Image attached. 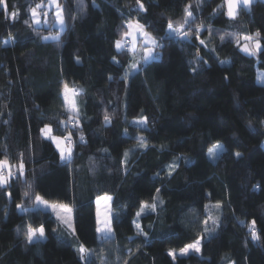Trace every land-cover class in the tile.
Returning a JSON list of instances; mask_svg holds the SVG:
<instances>
[{"label":"trees","instance_id":"16d2710c","mask_svg":"<svg viewBox=\"0 0 264 264\" xmlns=\"http://www.w3.org/2000/svg\"><path fill=\"white\" fill-rule=\"evenodd\" d=\"M46 1L7 0L16 19L0 5V160L15 173L0 186V264H264V85L256 82L264 52L220 40L259 31L264 46V2L230 19L223 0H140L143 9L137 0H59L64 28L59 39H43L57 33L53 14L36 24L29 9ZM187 5L188 38L169 36V21L184 24ZM126 21L159 40L154 59L115 47ZM65 83L80 90L79 128L69 131L85 137L69 160L41 132L50 125L64 134ZM143 118L146 125L135 123ZM216 142L223 148L212 161L207 149ZM37 195L69 205L72 228L34 208ZM103 195L112 197L109 238L97 231ZM143 202L156 211L137 218ZM209 214L217 224L208 220L205 232ZM253 219L259 241L251 239ZM29 224L43 225L44 238L29 243ZM200 236L199 253L168 255ZM81 245L90 250L84 260Z\"/></svg>","mask_w":264,"mask_h":264},{"label":"snow or ice","instance_id":"6c2138e0","mask_svg":"<svg viewBox=\"0 0 264 264\" xmlns=\"http://www.w3.org/2000/svg\"><path fill=\"white\" fill-rule=\"evenodd\" d=\"M224 5L227 6V12L226 15L230 18V19H235L236 16L238 15V9L240 7L241 4L244 5L245 8L249 7L252 3L253 0H223ZM137 4L139 5L140 9L144 8V5L140 2V0H137ZM0 5H2L5 9V13L6 18H8V16L10 15L12 19H16L19 16V11H11L8 12V6H7V0H0ZM55 6L56 9V14H55V18L56 21L58 22V24L61 27V30L64 27L65 24V20H64V16H63V8L62 6L58 3V0H49V6ZM44 9V5L43 3H37L35 5V7H32L29 9V11L31 12V16L32 19L34 21V23L39 24L41 22L40 20V15L41 12L43 14V16L45 18H47L48 16V12L47 11H43ZM41 10V11H38ZM185 20H184V24H181L179 27H173L171 21H169L168 23V35L169 36H177V37H181L183 39H187L188 38V33L184 32L183 29L185 27L186 24H189L192 17H193V13L191 11V5H187L185 7ZM47 22V19H45V23ZM25 23L27 24L28 21L26 20ZM126 26H127V31H124L122 33L121 39L117 40L115 42V47L118 50H122L124 48H128L131 47L132 49H135L136 47V40H137V36H139L140 38H142V44L141 47L143 49V56L141 57V59H143L145 62H147L149 59H154V53H155V49L157 47H160V42L159 40L153 36L151 33L147 32L145 30L144 25L140 24L138 21L133 22V21H126ZM201 27L203 26H199L195 29L196 34H197V38H199V34L201 31ZM210 34H211V28L208 29ZM192 29L189 28V32H191ZM59 35L60 33L57 32L55 35H49L46 37H43V39H59ZM260 32L257 31L255 33L254 36L252 35H243L242 37H240V34L235 33V32H229V33H224L220 35V40L224 41L226 37H232L235 39L236 45L238 47H240V49L242 51H244L245 53H247L248 55H257L261 52H264V46L261 45L260 43ZM129 38L131 39L132 43L131 45H129ZM241 39L244 41V43H241ZM199 43L201 45H204L205 47H207V45L205 44L204 40H200ZM214 50V49H213ZM223 63V61H222ZM131 69L138 71V67H137V63H133L131 66ZM193 71H195V69H193ZM262 80H264V74H262V76L260 77ZM80 94V90L75 89V88H69L68 84L65 83L64 84V90H63V99H64V107H65V111L69 114L68 116V121H59V124L62 125L64 127L65 130H67L68 124L71 123L72 128L76 129L79 128V108H78V104H77V100L76 97H78ZM110 116H108L107 114L104 116V120L105 122H110ZM135 123L138 124H145L147 123V118H143L139 121H136ZM41 132L44 134L45 137L53 140L56 143V146L58 149H60V153H61V159H70L71 155H72V151L70 147H62L61 146V142H71L72 139V134L71 131L68 132V134L66 136L60 137V136H55L53 135V129L51 128L50 125H45L43 129H41ZM81 139H83V136H81ZM137 139L139 140V146L140 147H147V141L146 138L144 136H139L137 137ZM222 145L217 142L216 144H213L212 147L208 148V154L211 158H217V150L222 149ZM22 155L21 154V160L18 164V169H19V174L21 176H23L24 174V164H23V160H22ZM125 157H127L128 153L127 151L125 152ZM235 155L237 157H240L242 154L240 152H236ZM12 165H10L9 161L7 158H5L4 160H0V186H4L7 185L10 180L13 178V176L15 175V173L11 170L12 169ZM175 167H177V165L175 163L169 165V175L171 174V171L175 169ZM30 187V185H29ZM156 192L159 193L160 189H156ZM25 196L28 195L27 192L24 193ZM98 199H104L106 201H110L112 199L111 196H104ZM155 199V198H154ZM36 202L37 203H43L44 205H49L48 201L43 200V198L39 195L36 196ZM160 203H163V201H160ZM52 208L53 212H56V205H49ZM18 207H20L18 205ZM60 207L64 208L67 211H71V209H69L66 205H61ZM215 207L219 208L220 207V203L217 202V204L215 205ZM157 208V204L155 202L148 204L146 202L141 203L140 205V209L139 211L136 212V217L139 218L141 217V215H147L150 214L152 212H155ZM205 208H208V205H205ZM24 211H27V209H24ZM57 215L59 216V213H57ZM208 220H211L212 223L214 225L217 224V218L212 217L211 214H209L208 218L204 221V224L206 225L204 231L205 232H209V229L207 228V224H208ZM63 222L69 227L72 228V225L70 223V221L68 219H63ZM133 224L135 225L136 229H137V234L138 235H144L147 236V233L143 232V229L141 228V225L137 222V220L133 221ZM250 234H251V239L252 241H259L261 239L260 234L257 232L256 230V220L253 219L251 221L250 224ZM19 231V229H18ZM73 231H75L73 229ZM98 232H107V233H111L112 229L110 227V221L106 222L104 224L103 227L101 228H97ZM45 235V229L43 225H40L39 227H33L31 224H29L27 226V232L25 233L26 239L29 243L34 241V238L39 239V238H43ZM202 239L203 237H197L193 242L185 244L184 247L180 248L179 250V254L180 255H187L190 251H194L199 253L201 251V243H202ZM90 250L85 248L83 245L80 246L79 248V253H80V258L82 260L86 259V253H88ZM168 255L172 257L173 260L176 259V252L173 249H170L168 252Z\"/></svg>","mask_w":264,"mask_h":264},{"label":"rangeland","instance_id":"374dc122","mask_svg":"<svg viewBox=\"0 0 264 264\" xmlns=\"http://www.w3.org/2000/svg\"><path fill=\"white\" fill-rule=\"evenodd\" d=\"M58 3H59V0H58ZM60 4V3H59ZM39 11H41V10H39ZM43 11H47L48 12V16H49V14L50 13H52L53 14V26L55 27V28H57V32H60L61 31V27H60V25L58 24V22L56 21V18H55V14H56V9H55V6L53 5V6H49V0H47L45 3H44V9H43ZM48 16H47V18H45L44 16H43V14H41L40 15V20H41V22L39 23V24H47V22L45 23V19H48ZM133 22H135V21H133ZM65 25V24H64ZM64 28V27H63ZM56 33H52L51 35H55ZM50 35V34H49ZM49 35H47V36H49ZM46 37V36H45ZM174 37H177V36H174ZM177 38H179V39H182V40H184L183 38H181V37H177ZM131 43H132V41H131V39L129 38V45H131ZM241 43L243 44L244 43V41L241 39ZM141 44H142V41H141V43L139 42V43H137L136 44V46H137V48L136 49H132L131 47H128V50L130 51V52H132V53H134V52H136L137 54H141L142 53V55L141 56H143V49H142V47H141ZM244 52V51H243ZM141 59V58H140ZM143 60V59H142ZM150 60V59H149ZM257 76H256V82L258 83V84H261V85H264V80H262L260 77L262 76V74H264V69H259V68H257ZM53 135H55V134H53ZM55 136H60V135H55ZM61 137V136H60ZM52 142H53V144L55 145V147H56V149L58 150V152H59V154H60V156H61V153H60V149H58L57 148V146H56V143L53 141V140H51ZM217 143V142H216ZM216 143H214V144H216ZM220 143V142H219ZM221 145H222V143H220ZM61 146L62 147H70L71 148V151H72V146H70L69 144H67V142H64V141H62L61 142ZM223 146V145H222ZM210 147H212V146H210ZM209 147V148H210ZM223 148V147H222ZM222 151V149H219V150H217V155L220 153ZM207 156H208V158L210 159V160H215V158H211L210 156H209V154H208V149H207ZM71 158V157H70ZM67 160H69V159H67ZM104 196H108V195H103V196H101V197H104ZM101 197H99V198H101ZM44 200V199H43ZM46 201V200H45ZM49 202V201H48ZM56 205L57 206V208H56V212H53L52 211V208L49 206V205ZM96 217H97V225H98V228H101V227H103L104 226V224L106 223V222H109L110 221V227H111V215H112V211H111V208H110V201H106V200H104V199H96ZM49 205H44L43 203H37V202H35V206H34V208H41V209H43V210H49L50 212H52L55 216H56V218L62 223V224H64V225H66L64 222H63V219H68L69 221H70V223H71V225H72V209H71V207L69 206V205H67V204H62V203H55V202H49ZM61 205H66L69 209H71V211L69 212V211H67V210H65L64 208H62V207H60ZM57 213H59V216L57 215ZM67 226V225H66ZM98 235H99V237L101 236V237H106V238H109V237H111V233H107V232H98ZM44 238V237H43ZM43 238H39V239H43ZM34 240H38V239H36V238H34ZM179 250L180 249H178V250H175V252H176V256H185V255H180L179 254ZM191 252H194V251H190L189 253H191ZM188 253V254H189ZM187 254V255H188ZM230 264H232V263H230Z\"/></svg>","mask_w":264,"mask_h":264},{"label":"built area","instance_id":"2783aa9c","mask_svg":"<svg viewBox=\"0 0 264 264\" xmlns=\"http://www.w3.org/2000/svg\"><path fill=\"white\" fill-rule=\"evenodd\" d=\"M41 14H42V12H41ZM66 121H68V120H66ZM67 128H68L67 130H64V134L62 135V137L63 136H66L68 134L69 128L73 129L71 123L68 124V127ZM81 136H83V139H81ZM76 139H78L81 143H84L85 142L84 134L81 133V132H79V133H77L76 137L72 135L71 142L70 143L67 142V144H69L73 148L75 146Z\"/></svg>","mask_w":264,"mask_h":264},{"label":"water","instance_id":"95a60500","mask_svg":"<svg viewBox=\"0 0 264 264\" xmlns=\"http://www.w3.org/2000/svg\"><path fill=\"white\" fill-rule=\"evenodd\" d=\"M255 1H256V0H253V3H252L249 7H247V8H245L244 5L241 4L240 7H239V9H243V10H245L246 12H250V9H251L252 5L255 3ZM261 1L264 2V0H261ZM225 6H226V5H225ZM239 9H238V11H239ZM226 11H227V6H226Z\"/></svg>","mask_w":264,"mask_h":264},{"label":"crops","instance_id":"0c3cea01","mask_svg":"<svg viewBox=\"0 0 264 264\" xmlns=\"http://www.w3.org/2000/svg\"><path fill=\"white\" fill-rule=\"evenodd\" d=\"M141 41H142V38H140L139 36H137L136 44L139 43V42L141 43ZM136 48H137V46L135 47V49ZM97 228H98V225H97Z\"/></svg>","mask_w":264,"mask_h":264}]
</instances>
